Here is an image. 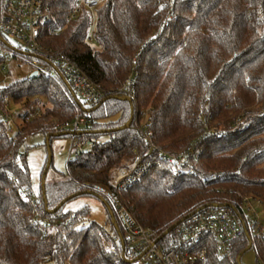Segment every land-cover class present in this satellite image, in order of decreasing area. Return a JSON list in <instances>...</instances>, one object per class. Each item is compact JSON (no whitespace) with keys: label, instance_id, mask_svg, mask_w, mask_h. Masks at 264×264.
<instances>
[{"label":"trees","instance_id":"16d2710c","mask_svg":"<svg viewBox=\"0 0 264 264\" xmlns=\"http://www.w3.org/2000/svg\"><path fill=\"white\" fill-rule=\"evenodd\" d=\"M74 1L45 0L48 27L58 32L44 31L42 41L100 83L104 95L90 106L57 74L0 89V99L9 95L20 107L40 104L39 97L49 104L19 121L13 136L0 121V264H127L120 242L114 253L104 251L97 223L73 228L87 216L86 206L71 211L64 205L84 194L102 198L119 239L97 188H112L115 168L146 157L149 142L136 114L145 107L151 142L169 155L187 154L177 169L155 154L158 164L120 190L157 239L195 210L226 206L244 218L245 196L264 202V0H90L99 2L91 42L88 10L66 20ZM131 73L135 102L117 90ZM76 114L94 122L55 132L45 123L53 117L69 122ZM36 132L48 141L77 137L84 149L67 159L59 178L44 181L30 203L20 196L21 189L30 193L20 148ZM255 226L262 229L255 219L245 224L225 257H217L211 243L204 264H238L249 244L255 264H264V231L254 234Z\"/></svg>","mask_w":264,"mask_h":264},{"label":"built area","instance_id":"2783aa9c","mask_svg":"<svg viewBox=\"0 0 264 264\" xmlns=\"http://www.w3.org/2000/svg\"><path fill=\"white\" fill-rule=\"evenodd\" d=\"M95 5L96 3L90 0H75L68 10L66 20L74 19L82 10H94ZM50 21L51 13L45 0H0V89L8 87L15 80L29 77L32 72H36L37 76L47 77L57 74L80 100L90 106L97 104L104 95L102 85L91 79L62 53L42 41L44 31L50 36L58 32L57 29L48 27ZM5 35L18 41L22 47L11 45ZM86 40L91 42L93 34L88 32ZM14 61L27 63L31 68L30 74L25 77L16 76L12 72ZM132 77V73L128 75L117 90L125 98L135 102L136 91ZM15 106L17 105L9 95H3L0 99V121L7 131L15 125L16 120H30L42 111L40 104L29 108L21 107L19 112L14 109ZM149 112V108L136 110L139 117L138 128L144 139L149 142L146 157L136 158L129 167L115 168L111 180L112 188H97L120 228L119 239L108 234L109 241L105 243V250L115 252L120 242L123 259L127 264H204L211 243L214 244L217 257L227 256L231 242L241 236L245 231V224L253 220L243 214L242 208L244 218L225 206L212 205L195 210L178 222L165 238L157 239L155 233L138 220L133 206L121 197L120 190L137 182L152 165L158 164L151 160L155 154L172 164L174 169L185 164L187 160V154H181L179 157L169 155L151 142L150 133L147 131ZM51 120L58 129L72 131L94 122L93 119L78 114L69 122H57L54 118ZM71 140V156H77L84 149V145L77 137ZM20 196L24 201L33 203L31 194L26 190L21 189ZM252 199L255 198L248 196L243 202L246 204ZM255 200L264 205L263 199ZM36 221L49 222V219L37 217ZM76 225L82 227L80 223ZM262 231L264 229H259L258 226L252 230L254 234ZM64 264L71 263L65 261Z\"/></svg>","mask_w":264,"mask_h":264},{"label":"rangeland","instance_id":"374dc122","mask_svg":"<svg viewBox=\"0 0 264 264\" xmlns=\"http://www.w3.org/2000/svg\"><path fill=\"white\" fill-rule=\"evenodd\" d=\"M99 5V2L96 3L95 8ZM90 14V25H89V33L94 32L95 26V13L94 10L89 11ZM6 36V35H5ZM8 41L13 46L22 45L14 40L6 36ZM30 66L25 62L14 61L12 63V72L19 77H25L30 74ZM40 104L49 105L47 100L39 97ZM149 107H145L146 109ZM18 112L22 109L20 106H15ZM56 119L55 117H53ZM46 119L45 123L49 124L50 132L57 129L56 124L51 119ZM19 124V120H16L15 125H13L10 130H8V135L13 136L17 131V125ZM55 128V129H54ZM36 129V128H34ZM37 131V130H36ZM57 132V131H56ZM31 133V130L28 134ZM102 137L100 139H103ZM49 145V146H48ZM20 151L23 152L24 156L22 158V162L25 163L26 167L29 170V188L30 193L33 198L36 197V194L39 191L40 185L42 184V180L44 181H53L59 178L60 172H65V166L67 159L71 156L73 151L72 140L70 137H52L50 141L47 140V136L43 132H36L31 135H27L25 138V142L23 146H21ZM163 151V150H162ZM165 152V151H163ZM166 153V152H165ZM48 155L51 157L52 167L49 169L46 168L45 160L48 158ZM169 163V162H168ZM170 164V163H169ZM95 191V190H94ZM98 191V190H97ZM95 191V192H97ZM98 193V192H97ZM251 196L255 199H263L261 197L254 196L252 194H248L245 197ZM252 199L248 203L243 204V214L252 219H256L260 222L262 229H264V205L259 204L257 200ZM86 206L87 216L83 217V219L79 220L78 223L86 226L90 224V222L97 223L101 228V242L103 245V249L107 253H114L105 250V243L109 241V235H113L112 224L108 219V211L104 204V202L100 199V197H96L94 195H79L73 199H70L65 205V210L75 211L80 209L81 207ZM250 208V210H247ZM49 222H51L49 220ZM57 222H54V224ZM77 224V223H76ZM74 224L73 228L81 229V226H77ZM109 234V235H108ZM70 262V261H69ZM71 263V262H70ZM242 264H255V254L252 250L246 251L241 257Z\"/></svg>","mask_w":264,"mask_h":264},{"label":"water","instance_id":"95a60500","mask_svg":"<svg viewBox=\"0 0 264 264\" xmlns=\"http://www.w3.org/2000/svg\"><path fill=\"white\" fill-rule=\"evenodd\" d=\"M34 77H37V74H36V72H32L30 75H29V78H34ZM49 146V145H48ZM50 162H51V157H50V155H48V163H47V165H46V168H48L49 167V164H50ZM43 184H44V180H42V187H43ZM102 201H103V199L102 198H100ZM226 207V206H225ZM109 214H110V216H113V213H112V211H111V209L109 210ZM113 224H114V220L112 219V221H111ZM176 225V224H175ZM114 226L115 227H117V225L116 224H114ZM119 237H120V235H119ZM250 248V244L238 255V257H237V263L238 264H241V255L244 253V252H246L248 249Z\"/></svg>","mask_w":264,"mask_h":264}]
</instances>
